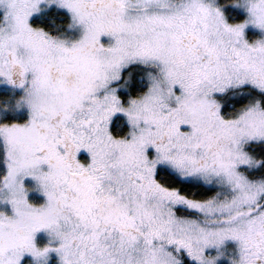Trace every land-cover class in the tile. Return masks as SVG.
<instances>
[{
  "label": "snow or ice",
  "instance_id": "1",
  "mask_svg": "<svg viewBox=\"0 0 264 264\" xmlns=\"http://www.w3.org/2000/svg\"><path fill=\"white\" fill-rule=\"evenodd\" d=\"M0 264H264V0H0Z\"/></svg>",
  "mask_w": 264,
  "mask_h": 264
}]
</instances>
